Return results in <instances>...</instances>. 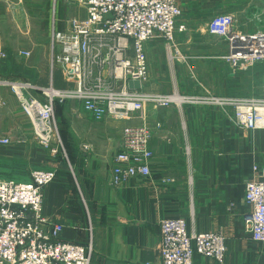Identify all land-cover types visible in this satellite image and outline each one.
Returning a JSON list of instances; mask_svg holds the SVG:
<instances>
[{
	"label": "crops",
	"instance_id": "1",
	"mask_svg": "<svg viewBox=\"0 0 264 264\" xmlns=\"http://www.w3.org/2000/svg\"><path fill=\"white\" fill-rule=\"evenodd\" d=\"M65 1L0 0V55L5 53L0 79L26 75L34 86L71 87L64 65L52 71L48 54L53 34L66 30L70 8ZM175 1L181 10L177 25L185 30H176L172 42H146L142 91L264 99V59L249 66L226 60L229 54L251 51L238 50L233 41L253 48L264 34V0ZM75 13L85 14L76 6ZM219 13L233 16L234 38L208 33L209 19ZM0 94L10 109L15 102L10 89L0 86ZM61 104L65 159L37 143L23 113L0 108V134L11 139V145L0 146V180L27 182L33 170L55 171L56 178L43 188L44 213L63 224L62 239L91 242L89 264H161L159 222L166 217H184L190 234L220 232L226 246L223 264H264V242L253 241L244 222L251 208L245 181L255 176L254 164H264V129L233 124L215 104L146 103L127 120H94L78 101ZM55 111L54 106V116ZM139 124L152 132L151 175L112 186L121 130ZM85 144L90 149H83ZM195 260L218 264L199 256Z\"/></svg>",
	"mask_w": 264,
	"mask_h": 264
},
{
	"label": "built area",
	"instance_id": "2",
	"mask_svg": "<svg viewBox=\"0 0 264 264\" xmlns=\"http://www.w3.org/2000/svg\"><path fill=\"white\" fill-rule=\"evenodd\" d=\"M85 13L67 22L57 32L60 52L54 64L64 65L73 87L41 91L40 99L31 92L37 86L15 78L0 79L10 89L22 112L29 118L37 143L53 154L57 136L54 98L63 102L75 99L94 120L107 116L117 120L136 117L144 104L180 107L184 104H215L223 108L231 122L244 129L264 128V99L217 95L148 94L142 91L147 76L145 44L154 38L172 42L181 10L175 0H76ZM210 34L234 38V18L230 13L212 16L207 23ZM253 48L241 55L229 54L226 60L242 61L249 66L264 59V34ZM242 39V38H241ZM250 38H246L249 40ZM234 49V48H233ZM28 55L29 52H23ZM53 61V60H52ZM128 80H138L140 89H130ZM6 101L0 94V108ZM151 130L146 124L125 125L120 133V149L114 155L110 184L118 186L132 176L151 175L149 146ZM10 142L0 134V146ZM83 149H90L85 144ZM255 176L245 181V200L250 211L245 228L255 242H264V164H254ZM56 178L53 170H33L30 180H0V264H89L91 242L86 245L61 238L63 224L45 215L43 188ZM172 181L164 178L163 182ZM158 254L161 264H203L195 256L223 264L226 254L220 232L190 234L184 217H166L159 222ZM147 264V263H142Z\"/></svg>",
	"mask_w": 264,
	"mask_h": 264
},
{
	"label": "rangeland",
	"instance_id": "3",
	"mask_svg": "<svg viewBox=\"0 0 264 264\" xmlns=\"http://www.w3.org/2000/svg\"><path fill=\"white\" fill-rule=\"evenodd\" d=\"M67 1V3H68V5H69V8H70V10H69V16H68V19H67V21H66V23L68 22V21H70L71 19H73V18H75V17H83V16H76V13H77V10H76V13H75V6L77 7V8H79V9H81V10H83L81 7H79V5L77 4V2H76V0H66ZM65 1V2H66ZM85 15V14H84ZM66 29H67V24H66ZM57 32H55L54 34H53V40H52V43L50 44V51H49V64H50V68H51V70L52 71H54L55 69H56V65L54 64V59H53V57L54 56H56V48H57V44H60L59 42H58V40L55 38V34H56ZM24 52V51H23ZM23 52H20V54L21 55H23V56H25L24 54H23ZM26 52V51H25ZM60 52V51H59ZM1 57H4L5 56V53L4 52H2L1 53V55H0ZM26 56H30V53L28 54V55H26ZM44 58H45V53H44ZM29 59V58H28ZM53 60V61H52ZM25 76L26 75H17V76H4V77H7V78H15V79H19V80H23V81H27V82H29L30 83V81L28 80V79H26L25 78ZM29 77V76H28ZM32 84V83H31ZM51 84V83H50ZM70 84H71V87H68V88H60L61 90H66V89H70V88H72L73 87V83H71L70 82ZM33 85V84H32ZM37 86V85H36ZM48 86L47 85H45V86H37V89H35V90H32L31 92L33 93V95L34 96H38L40 99H44V98H46V97H44L43 95H42V93H41V91L43 90V89H45V88H47ZM55 89H59V88H56L55 86H53ZM12 93V92H11ZM13 94V93H12ZM14 96V95H13ZM14 98H15V96H14ZM55 100V102L56 103H58L59 105V107H58V112L59 113H56V111H55V122H56V127H57V136H58V138L56 139V141H55V144H53V147H56L57 148V153H60L61 154V156L65 159V152H64V146H63V142H62V136H61V123H60V119H62L63 117H62V115H63V113H64V110H65V108L63 107V105L61 104L62 102H60V101H58V99H56V98H54ZM15 102H14V104L11 102V107H10V109H8V106H6L7 105V103H6V105L4 106V110L6 111V113H8V114H21V113H23L22 112V110L20 109V106H19V103H18V101L16 100V98H15V100H14ZM66 101H70V102H72V101H74V102H77V100H75V99H71V100H66ZM15 108H16V111H15ZM9 110H11V111H9ZM20 110V111H19ZM24 114V113H23ZM25 115V114H24ZM26 116V115H25ZM27 117V116H26ZM28 118V117H27ZM29 119V118H28ZM262 129H264V128H262ZM33 132V131H32ZM2 135V134H1ZM5 136V135H4ZM8 138H9V140H10V142L7 144V145H5V146H9V145H11V139H10V137L8 136ZM37 141V140H36ZM4 147V146H3ZM47 150V149H46ZM49 150V149H48ZM11 180H13V179H11ZM20 182V181H19ZM90 241H88V243H89ZM88 243H86V244H88ZM79 244V243H78ZM86 244H83V245H86ZM200 257V256H199ZM90 262V261H89ZM216 262V261H215Z\"/></svg>",
	"mask_w": 264,
	"mask_h": 264
},
{
	"label": "water",
	"instance_id": "4",
	"mask_svg": "<svg viewBox=\"0 0 264 264\" xmlns=\"http://www.w3.org/2000/svg\"><path fill=\"white\" fill-rule=\"evenodd\" d=\"M128 87L130 89H140L141 84L138 80H128Z\"/></svg>",
	"mask_w": 264,
	"mask_h": 264
},
{
	"label": "trees",
	"instance_id": "5",
	"mask_svg": "<svg viewBox=\"0 0 264 264\" xmlns=\"http://www.w3.org/2000/svg\"><path fill=\"white\" fill-rule=\"evenodd\" d=\"M56 102H57V101H56ZM56 102L54 101V106H55V110L58 112V107H59L58 105H59V104L56 103ZM58 113H59V112H58Z\"/></svg>",
	"mask_w": 264,
	"mask_h": 264
}]
</instances>
